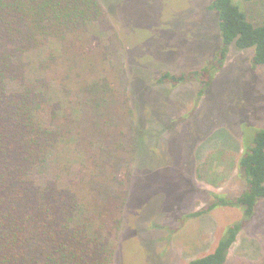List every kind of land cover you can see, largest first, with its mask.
Wrapping results in <instances>:
<instances>
[{
	"label": "trees",
	"instance_id": "16d2710c",
	"mask_svg": "<svg viewBox=\"0 0 264 264\" xmlns=\"http://www.w3.org/2000/svg\"><path fill=\"white\" fill-rule=\"evenodd\" d=\"M258 4L264 0L210 2L222 39L214 69L230 45L253 48V65L264 66V22L246 14ZM93 24L111 43L89 35ZM114 26L103 0H0V264H115L144 129ZM188 77L162 72L155 81L175 86ZM54 159V178L37 183L34 172ZM237 167L246 191L213 195L188 219L219 206L252 216L264 199V130ZM242 225L228 226L212 253L186 264H224Z\"/></svg>",
	"mask_w": 264,
	"mask_h": 264
},
{
	"label": "rangeland",
	"instance_id": "374dc122",
	"mask_svg": "<svg viewBox=\"0 0 264 264\" xmlns=\"http://www.w3.org/2000/svg\"><path fill=\"white\" fill-rule=\"evenodd\" d=\"M211 1L103 0L122 41L130 98L144 122L115 264H186L212 253L233 223L243 225L224 264H264V199L250 218L242 208L220 206L186 217L205 209L213 195L246 191L238 159L264 130V66L253 65V48L230 45L214 69L222 39L218 15L207 8ZM246 14L263 23L264 4L247 6ZM88 32L106 46L113 39L96 24ZM162 72L189 77L175 86L157 84ZM205 72L210 82L203 87ZM41 119L48 123L49 114ZM55 164L36 170L34 180L53 179Z\"/></svg>",
	"mask_w": 264,
	"mask_h": 264
},
{
	"label": "crops",
	"instance_id": "0c3cea01",
	"mask_svg": "<svg viewBox=\"0 0 264 264\" xmlns=\"http://www.w3.org/2000/svg\"><path fill=\"white\" fill-rule=\"evenodd\" d=\"M231 251H232V248L230 249L229 254H230ZM229 254H228V256H229Z\"/></svg>",
	"mask_w": 264,
	"mask_h": 264
}]
</instances>
